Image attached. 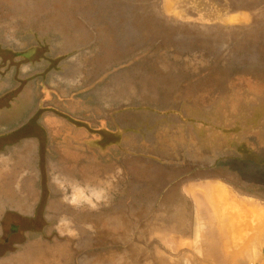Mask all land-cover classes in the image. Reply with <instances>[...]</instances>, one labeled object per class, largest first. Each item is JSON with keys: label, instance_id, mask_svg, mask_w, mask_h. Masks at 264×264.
<instances>
[{"label": "crops", "instance_id": "1", "mask_svg": "<svg viewBox=\"0 0 264 264\" xmlns=\"http://www.w3.org/2000/svg\"><path fill=\"white\" fill-rule=\"evenodd\" d=\"M38 8L0 0V264H121L155 243L171 252L226 253L233 208L241 235L264 233V202L237 196L219 179L217 162L206 169L209 177L193 179L183 165L163 161L173 155L147 152L146 123L157 103L146 83L137 94V68L103 78L123 57L107 54L100 37L97 48L82 50L93 33L101 36L98 27H39L36 34L48 37L37 41L50 52L26 54L17 33L25 26L10 33L9 25L27 12L39 15ZM151 68L140 76L153 77ZM64 178H110L111 199L95 210L74 209L57 187ZM206 244L209 250L199 249Z\"/></svg>", "mask_w": 264, "mask_h": 264}, {"label": "rangeland", "instance_id": "2", "mask_svg": "<svg viewBox=\"0 0 264 264\" xmlns=\"http://www.w3.org/2000/svg\"><path fill=\"white\" fill-rule=\"evenodd\" d=\"M25 2L26 11L39 7L40 14L27 12L25 21L9 28L11 33L25 26L17 33L25 39L26 54L37 58L50 52L46 42L37 41L48 37L36 34L39 27H98L101 36L93 33L82 50L97 48L100 37L107 54L123 57L103 78L137 68L132 78L137 94L146 83L160 107L154 104L157 114L147 117V152L173 155L163 161L183 165L193 179L209 177L206 169L217 162L219 179L237 196L264 202V0ZM151 67L154 76L142 78L140 71ZM240 216L236 208L228 213L226 253L186 247L171 252L155 243L152 252L126 255L121 264H264V233L250 228L241 235ZM256 219L251 213L250 226ZM200 247L209 250L207 244Z\"/></svg>", "mask_w": 264, "mask_h": 264}, {"label": "clouds", "instance_id": "3", "mask_svg": "<svg viewBox=\"0 0 264 264\" xmlns=\"http://www.w3.org/2000/svg\"><path fill=\"white\" fill-rule=\"evenodd\" d=\"M56 178H54V183ZM62 194V200L74 209L95 210L111 199L113 184L110 178L98 179L95 182H81L75 179L64 178L57 184ZM70 223L68 218H61L60 224ZM91 228V225H85ZM73 231L70 235H75Z\"/></svg>", "mask_w": 264, "mask_h": 264}, {"label": "bare ground", "instance_id": "4", "mask_svg": "<svg viewBox=\"0 0 264 264\" xmlns=\"http://www.w3.org/2000/svg\"><path fill=\"white\" fill-rule=\"evenodd\" d=\"M28 2V1H27ZM57 13V12H56ZM57 14H59V13H57ZM62 20V19H61ZM63 27V26H62ZM196 35V34H195ZM131 36V35H130ZM127 38V37H126Z\"/></svg>", "mask_w": 264, "mask_h": 264}]
</instances>
